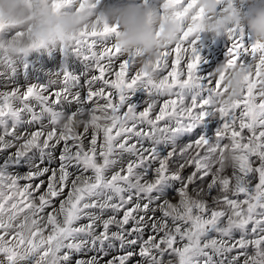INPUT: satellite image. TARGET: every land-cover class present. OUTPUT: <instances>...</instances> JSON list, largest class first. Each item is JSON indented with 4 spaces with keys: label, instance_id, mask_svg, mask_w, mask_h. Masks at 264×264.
Masks as SVG:
<instances>
[{
    "label": "snow or ice",
    "instance_id": "obj_1",
    "mask_svg": "<svg viewBox=\"0 0 264 264\" xmlns=\"http://www.w3.org/2000/svg\"><path fill=\"white\" fill-rule=\"evenodd\" d=\"M162 6L182 20L196 0ZM116 34L0 51V264H264V43L232 30L223 64L247 75L224 107L195 27L146 64ZM17 35L0 21V45Z\"/></svg>",
    "mask_w": 264,
    "mask_h": 264
},
{
    "label": "clouds",
    "instance_id": "obj_2",
    "mask_svg": "<svg viewBox=\"0 0 264 264\" xmlns=\"http://www.w3.org/2000/svg\"><path fill=\"white\" fill-rule=\"evenodd\" d=\"M49 3L50 0H0V21L12 33H19L0 45V51L6 50L18 58L38 32H43L49 43L60 44L85 28L91 30L102 23L117 27L114 46L125 55L139 54L141 64L158 59L159 53L176 44L188 27L213 39L228 38L238 27L264 43V0H231L232 8L227 11H221L227 0H196L195 9L182 20L176 18L179 10L164 9L162 0L159 7L154 6V0H88L83 10H64L58 15L46 7ZM199 10L205 18L194 21L192 17ZM214 73L216 77L225 74V91L218 99L228 107L240 98L247 73L238 67L226 69L223 63Z\"/></svg>",
    "mask_w": 264,
    "mask_h": 264
},
{
    "label": "rangeland",
    "instance_id": "obj_3",
    "mask_svg": "<svg viewBox=\"0 0 264 264\" xmlns=\"http://www.w3.org/2000/svg\"><path fill=\"white\" fill-rule=\"evenodd\" d=\"M154 6L159 7V0H154ZM244 32L247 41V39L252 36L246 30H244ZM230 46L231 42L227 37L213 39L209 34L201 33L196 45L197 53L201 57V63L198 66L197 74L200 76H208L211 72H214L219 64L224 63L226 52ZM0 90L4 89L0 87ZM144 98V93L138 92L132 99L137 106H140L143 103ZM216 126L215 121L204 124L202 126L204 129L202 135H213Z\"/></svg>",
    "mask_w": 264,
    "mask_h": 264
}]
</instances>
